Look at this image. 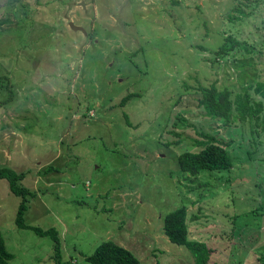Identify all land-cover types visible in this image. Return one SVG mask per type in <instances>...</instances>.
<instances>
[{"label":"rangeland","instance_id":"1","mask_svg":"<svg viewBox=\"0 0 264 264\" xmlns=\"http://www.w3.org/2000/svg\"><path fill=\"white\" fill-rule=\"evenodd\" d=\"M221 46L232 48L218 57ZM258 81L264 0H0V100L12 99L0 106V166L35 194L25 223L55 227L71 264L107 239L143 264H194L162 230L184 204L209 264H264L263 127L256 136L197 106L199 85ZM203 134L227 142L232 167L179 171ZM20 199L0 179L11 264H54L51 238L16 226Z\"/></svg>","mask_w":264,"mask_h":264},{"label":"trees","instance_id":"2","mask_svg":"<svg viewBox=\"0 0 264 264\" xmlns=\"http://www.w3.org/2000/svg\"><path fill=\"white\" fill-rule=\"evenodd\" d=\"M230 48L232 46L229 48L221 46L216 50V55L223 57ZM197 91L200 94L197 106L201 107L209 118L221 120L228 127L236 126V122L244 123L247 120L256 136L259 135V124L264 130V117H260L263 103L261 99L256 100L253 97L258 95L259 98H264V81L250 84L240 92H234L228 87L218 88L215 83L209 86L199 85ZM132 96L134 94L125 95L118 104H125ZM9 100H12L11 96L0 100V106L8 103ZM173 133L176 134V132ZM203 135L206 137L205 140H196L194 143L198 150H186L177 155L176 164L179 171L196 176L203 170H221L232 167V158L226 148L227 142L210 134ZM174 143L177 144L179 141L176 140ZM165 145L169 146V143H165ZM23 177L22 171L18 172L11 167L0 166V179H5L12 193L21 197L14 219L16 226L18 228L29 227L37 235L49 236L53 243L50 257L54 264H71L70 260L63 258L61 239L55 227L42 229L25 223L27 196L35 194L21 184ZM190 219H197V216L192 215ZM188 227V211L184 204L163 216L162 230L169 241L187 248L194 258V264H209L210 248L205 241L189 237ZM12 258L13 255L7 250L0 233V264H11ZM84 259L89 264H143L129 249L110 239L101 241L90 254L84 255Z\"/></svg>","mask_w":264,"mask_h":264},{"label":"water","instance_id":"3","mask_svg":"<svg viewBox=\"0 0 264 264\" xmlns=\"http://www.w3.org/2000/svg\"><path fill=\"white\" fill-rule=\"evenodd\" d=\"M68 25L70 28H72L73 30H77V31H81L83 34H86V32L84 31L83 27L80 25H76L74 22L69 21Z\"/></svg>","mask_w":264,"mask_h":264}]
</instances>
